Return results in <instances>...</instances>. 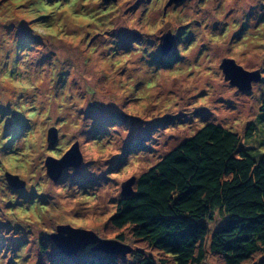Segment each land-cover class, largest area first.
Returning a JSON list of instances; mask_svg holds the SVG:
<instances>
[{"label": "rangeland", "instance_id": "rangeland-1", "mask_svg": "<svg viewBox=\"0 0 264 264\" xmlns=\"http://www.w3.org/2000/svg\"><path fill=\"white\" fill-rule=\"evenodd\" d=\"M170 1L0 0V264L47 259L60 225L116 239L123 183L208 124L264 155V0ZM225 59L262 80L241 91ZM76 143L81 167L53 180L47 160ZM123 234L130 263L154 252Z\"/></svg>", "mask_w": 264, "mask_h": 264}, {"label": "trees", "instance_id": "trees-1", "mask_svg": "<svg viewBox=\"0 0 264 264\" xmlns=\"http://www.w3.org/2000/svg\"><path fill=\"white\" fill-rule=\"evenodd\" d=\"M134 189L110 223L121 232L116 239L126 243L129 229L153 253L140 251L130 263L93 250L66 256L42 247L48 258L39 264H203L208 249L223 264H264V155L254 156L239 133L204 126L143 173Z\"/></svg>", "mask_w": 264, "mask_h": 264}, {"label": "water", "instance_id": "water-1", "mask_svg": "<svg viewBox=\"0 0 264 264\" xmlns=\"http://www.w3.org/2000/svg\"><path fill=\"white\" fill-rule=\"evenodd\" d=\"M110 2L111 0H104ZM117 1V0H113ZM183 0H171L170 5ZM173 43V36L167 34L162 38V51L167 54ZM226 80L230 81L233 86L238 87L241 91H248L253 88V83L262 80L259 71H249L239 65L234 59H225L221 65ZM57 138V130L50 131V140ZM83 154L79 143H76L61 159L49 158L46 166L50 177L58 181L66 168H80L83 163ZM10 184L18 180L17 176L8 175ZM137 178H132L122 185V194L124 197H130L135 193V184ZM50 238L57 245L59 252L66 256H74L85 250L89 245H93V250L103 252L108 255H126L132 251L129 245L118 239H103L95 232L86 229L74 228L68 225L58 226L56 232L50 235Z\"/></svg>", "mask_w": 264, "mask_h": 264}, {"label": "bare ground", "instance_id": "bare-ground-1", "mask_svg": "<svg viewBox=\"0 0 264 264\" xmlns=\"http://www.w3.org/2000/svg\"><path fill=\"white\" fill-rule=\"evenodd\" d=\"M18 32V31H17ZM1 173H3V172H1ZM1 175V174H0ZM19 193V192H18Z\"/></svg>", "mask_w": 264, "mask_h": 264}]
</instances>
